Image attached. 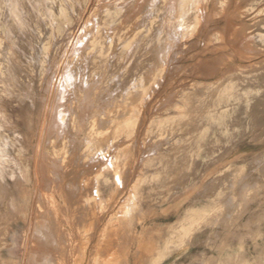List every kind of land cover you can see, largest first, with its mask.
Instances as JSON below:
<instances>
[{
	"label": "rangeland",
	"instance_id": "obj_1",
	"mask_svg": "<svg viewBox=\"0 0 264 264\" xmlns=\"http://www.w3.org/2000/svg\"><path fill=\"white\" fill-rule=\"evenodd\" d=\"M97 1L87 0L85 21L73 23L72 32L53 44L58 50L85 31L75 54L82 58L79 70L65 75L66 85L59 92L50 126L49 150L37 169L38 194L57 200L51 207L39 198L38 205V213L49 209L59 214L60 221L51 225L61 230L57 236L60 239L63 234L65 249H56V263L264 264V158L256 168V164L238 167L231 185L220 199L216 197V177L226 172L229 163L241 164L237 156L224 159L223 153L263 154L264 122L254 124L243 112L238 131L251 128L254 134L250 129L246 134H231L233 138L221 137L226 148L211 151L218 137L213 120L202 116L209 111L218 118L220 99L229 92L242 98L248 91L251 99L264 93V43L257 37L259 32L264 35V0H138L127 18L136 16L133 27L141 31L129 44L117 41L110 59L88 54L99 31L117 27V23L93 20L115 0ZM0 4V14L13 15L0 18L8 33L7 44L1 42L9 52V59L2 56L5 66L0 72V92L8 90L0 93V137L10 136L0 139V231L7 232L12 214L18 210L27 221L32 209L34 132L47 87L37 43L27 32L53 13L55 0H0ZM142 11L145 24L140 21ZM51 21L56 28L63 26L64 19ZM105 42L106 46L111 43L109 35ZM118 59L132 68L116 73ZM92 63L95 70L88 68ZM246 75L260 84L245 86L241 81L227 86ZM112 78L113 84L107 82ZM192 93L196 97L191 101ZM184 126L188 129L181 132ZM183 138L204 140L200 151L204 164L197 169L178 165L186 157L180 149ZM8 182L11 188L6 191ZM193 204L203 206L209 215L201 230L182 238L181 227L188 224L182 219ZM162 255L167 258L161 262Z\"/></svg>",
	"mask_w": 264,
	"mask_h": 264
},
{
	"label": "bare ground",
	"instance_id": "obj_2",
	"mask_svg": "<svg viewBox=\"0 0 264 264\" xmlns=\"http://www.w3.org/2000/svg\"><path fill=\"white\" fill-rule=\"evenodd\" d=\"M86 1L87 0H55V6L53 7V13L52 14H47V18L49 19H43L41 21V23L39 24V26H34L31 32H27L28 33V37H31L32 40L35 41V43H37L35 46H37L36 51L38 54V64L41 67V72L43 74L46 75V79H47V87L45 90V96L42 100V109L40 111V122L39 125L37 124L38 128L36 130V132H34L35 137H37V143L35 146V152H34V157H33V161H34V170H35V180H38V172L37 169L40 167L41 163L44 162L43 161V157L44 155L48 152L49 148H48V137L49 135L52 133L50 126L52 125V117H53V113L55 110V106H56V102H57V98L59 95V92L62 88L63 85L65 84V75L66 73L72 71V72H76L78 69L77 65L81 64L80 60L82 58H76L75 54L76 51L78 49L81 48L82 43H78V40L82 38L83 33H85V31H82L78 34L73 35V37L71 38V41L67 44V46L64 47H60L58 50H55L53 48V44H54V39H58L62 36H64L65 34H67L68 32H72V26L73 23L76 22H80L83 21L84 15L86 12L85 9L86 8ZM99 1V0H98ZM97 1V2H98ZM113 1V0H112ZM138 0H115L113 2H111L109 5V8L105 9L102 11L101 17H97L94 16L95 22L99 21L101 23H107V25H112L114 23H117V27L116 28H111L112 30H107L105 32L103 31H99L98 35L93 37V41H92V45L91 47L88 49V54L89 55H93V54H97L100 56H107L108 59H110L112 55H110V53L113 51L114 49V44H117V41L119 43H122L123 41H125V44H129L131 43L130 40H133V38L138 36V32L137 31H141V29L139 30H135L133 25L136 22V16L135 18H133L132 20H128L127 16L129 14V12L133 9V7H135L136 2ZM182 1V0H181ZM254 1V0H253ZM260 0H256L255 2L258 3ZM5 2V1H4ZM7 2V1H6ZM105 2V1H104ZM99 3L101 4V0L99 1ZM107 4V2H106ZM142 6L144 4V1H142ZM253 4V2H252ZM88 5V4H87ZM99 5V4H98ZM97 5V6H98ZM103 5V3H102ZM101 5V6H102ZM146 5V4H145ZM1 8L2 5L0 4ZM3 6H8L11 7V4H4ZM104 6V5H103ZM102 6V7H103ZM144 7V6H143ZM100 8V6H99ZM105 8V7H104ZM3 10V8H2ZM1 10V11H2ZM8 10V9H7ZM101 10V9H100ZM157 10H161V9H157ZM164 10V9H163ZM169 10V9H168ZM3 12V11H2ZM144 11H142V13H139L140 15V21L145 24V19L143 18V16H141ZM160 12V11H158ZM168 12V11H167ZM200 12V11H199ZM5 13V12H4ZM93 14V13H92ZM97 14V12H96ZM158 14V13H157ZM156 14V16H157ZM100 15V14H98ZM93 16V15H92ZM133 17L132 12L131 15H129V17ZM160 16V14H159ZM5 18V17H13L12 13H6L5 15L0 14V18ZM130 17V18H131ZM166 17V15L164 16ZM64 19L63 22V26L61 27H53V22L51 21L52 19ZM129 18V19H130ZM162 18V17H161ZM178 18V17H177ZM87 19V18H86ZM170 19V17H169ZM181 19V18H180ZM10 20V19H9ZM88 20V19H87ZM6 20H3V22ZM85 21V20H84ZM156 21V20H155ZM165 21V20H164ZM181 21V20H180ZM7 22V21H6ZM6 22H4L6 24ZM138 22V21H137ZM173 22V21H172ZM177 22V21H176ZM85 23V22H84ZM167 23V22H166ZM182 23V22H181ZM13 24V23H12ZM81 24V23H80ZM132 24V25H131ZM174 25V23H172ZM171 24V25H172ZM179 24V23H178ZM9 25V24H6ZM5 25V26H6ZM139 25V24H138ZM11 27V25H9ZM8 26V27H9ZM142 26V25H141ZM176 26L178 27V25L176 24ZM7 27V26H6ZM145 27V25H144ZM143 27V28H144ZM171 27V26H170ZM14 28V26H13ZM169 29V28H168ZM167 29V30H168ZM97 30V29H96ZM105 30V29H104ZM258 30V29H257ZM256 30V31H257ZM9 31V30H8ZM13 31V30H12ZM11 32V31H9ZM96 32V31H95ZM119 32V34L117 35V33ZM169 32V31H168ZM88 33V32H87ZM86 33V34H87ZM147 33V32H146ZM190 33V32H189ZM7 34L3 27L0 25V72H2V66L4 65L3 61L1 59L2 56L6 55V60L9 59V57H7V55L9 54L7 47L4 46L3 42L5 43V38L7 37ZM253 34V32H252ZM109 35L111 38V43L109 44V46H106L107 42H105L106 36ZM191 35V34H190ZM14 36V35H13ZM17 36V35H16ZM168 36V35H167ZM187 36V35H186ZM84 37L87 39V36L84 35ZM257 37L259 40H261L262 43H264V41H262L264 39V35L262 34V32L257 33ZM89 38V37H88ZM174 38V37H173ZM85 40V39H84ZM108 40V39H107ZM257 40V39H256ZM83 41V40H82ZM81 42V41H80ZM259 42V41H258ZM259 42V43H261ZM1 43L3 45H1ZM33 43V42H32ZM7 44V42L5 43ZM9 44V43H8ZM24 44V42H23ZM11 45V43H10ZM108 45V44H107ZM13 46V45H12ZM11 46V47H12ZM25 46V45H24ZM27 46V45H26ZM25 46V48H26ZM9 47V46H8ZM31 47V46H30ZM34 47V46H33ZM160 47V45H159ZM29 47H27L28 49ZM173 48V47H172ZM14 49V48H13ZM12 49V50H13ZM34 49V48H33ZM155 49V48H154ZM153 49V50H154ZM160 49V48H159ZM158 49V50H159ZM162 49V48H161ZM160 49V50H161ZM11 50V49H10ZM127 50V49H125ZM150 50V49H149ZM164 50V49H163ZM15 51V50H13ZM173 51V50H172ZM86 52V51H85ZM161 52V51H159ZM16 53V51H15ZM162 53V52H161ZM82 54V53H81ZM80 54V55H81ZM34 55H35V51H34ZM83 56V54H82ZM18 57V56H17ZM55 57V58H54ZM167 57V56H166ZM35 58V56H34ZM37 58V57H36ZM5 59V58H4ZM15 59V58H14ZM20 59V58H19ZM89 60L95 61L97 60V57H90ZM88 60V61H89ZM3 63H2V62ZM17 61V59L15 60ZM117 64L115 67V71L117 73V71H121V72H126V70H129L130 68H132V66H125L123 59H118L117 60ZM166 61V60H165ZM9 62V61H7ZM12 62V61H11ZM21 63V61H18ZM16 62V63H18ZM35 62V61H34ZM6 64V63H5ZM89 64V63H88ZM112 64V63H111ZM10 65V64H9ZM8 65V66H9ZM18 65V64H16ZM5 66V65H4ZM25 66V64L23 65ZM75 66V67H74ZM81 66V65H80ZM18 67V66H16ZM22 67V63L21 66ZM29 68V66H27ZM27 67H25L26 69H28ZM83 67V66H82ZM7 68V67H6ZM24 69V67H22ZM81 68V67H79ZM89 70L90 68L92 70L96 69V65L95 63L91 64V67H88ZM87 68V69H88ZM139 68V67H137ZM10 69H11V65H10ZM21 68H19L20 70ZM111 69V68H109ZM12 70V69H11ZM22 70V69H21ZM28 71V70H27ZM33 71V72H32ZM31 72L34 73V70H32ZM98 71V70H97ZM114 71V70H113ZM6 72V71H4ZM83 72V71H82ZM89 73V71H88ZM114 73V72H113ZM1 74V73H0ZM5 74V73H4ZM74 74V73H73ZM154 74V73H153ZM116 75V74H115ZM239 75V74H238ZM242 75V74H241ZM6 76V75H5ZM91 76V75H90ZM96 76V75H95ZM82 78V77H81ZM5 79V77H4ZM14 79V78H13ZM78 79H80V77H78ZM7 80V79H6ZM4 80V81H6ZM16 80V79H15ZM3 81V80H2ZM8 81V80H7ZM13 81V80H11ZM94 81V80H93ZM142 81V80H141ZM243 82L245 83V86L250 85L251 86H257L258 84H260V80L257 82V80L251 81L248 80L247 75L246 76H238L234 79L231 80L230 84L227 85L228 87H235L239 85V82ZM46 82V81H45ZM92 82V81H91ZM90 82V83H91ZM107 82L113 84L115 82V80H113V78L111 80H108ZM13 83V82H12ZM18 83V82H17ZM20 83V82H19ZM250 83V84H249ZM5 84V83H3ZM88 84V83H87ZM247 84V85H246ZM74 85L77 86V84L75 83ZM7 86V84H6ZM15 86V85H14ZM26 89L28 88L27 86H29V84H25ZM212 86V85H210ZM262 87L264 86V84L261 85ZM2 87V85H1ZM8 87V86H7ZM13 88V87H11ZM11 88H9L11 90ZM18 89V88H17ZM16 89V90H17ZM82 89V88H81ZM9 90V93H11V91ZM3 91V90H2ZM1 91V92H2ZM5 91V90H4ZM3 93H5L6 91L8 92L7 88L6 91ZM62 91V90H61ZM80 91L79 89H77V92ZM0 92V93H1ZM13 92V91H12ZM260 93H262V91H259ZM7 94V93H6ZM5 94V95H6ZM15 94V92H14ZM4 95V94H3ZM10 95V94H8ZM12 95V94H11ZM20 95V94H19ZM18 95V96H19ZM190 95V94H189ZM13 96V95H12ZM11 96V97H12ZM251 94L248 91H245L243 94V97L241 98H237L235 97L233 94H231L230 92L227 93V95L220 99V104H221V108H220V113H219V117L216 118L215 115L213 113L205 112V114H203L202 116L205 118L206 117H210L213 120V131L215 132L217 138V142L214 143L212 150L211 151H215L216 149H224L226 148L227 144H226V139H221V137H229V138H233L230 137L231 134H235V133H240L241 134H246L250 129H246L243 131H238L239 129V125L242 124V120L241 117H243V112L246 113L247 116H251L250 118L252 120H254V124H257L258 122H264V93L263 94H258V95H253L256 96L255 98L251 99L250 98ZM7 97V96H6ZM10 97V96H9ZM196 96L193 95V93L190 95V100L192 101ZM1 98V96H0ZM15 98V97H14ZM12 100V99H11ZM14 100V99H13ZM71 100V99H70ZM222 102V103H221ZM238 107L237 110H233V108ZM37 112V111H35ZM58 112V111H57ZM37 114V113H36ZM27 117V116H26ZM32 117V115L30 116ZM199 117V116H198ZM200 118V117H199ZM27 119V118H25ZM33 119V117H32ZM29 120V119H28ZM201 120V118H200ZM69 122V121H68ZM253 122V121H252ZM251 122V123H252ZM66 124V122H65ZM72 124V122H71ZM187 124V123H185ZM184 124V125H185ZM73 125V124H72ZM71 125V126H72ZM66 126V125H65ZM188 127V126H187ZM186 126H184L183 128L180 129V131H186L188 128ZM69 128L70 124H69ZM36 129V128H35ZM73 129V128H72ZM71 129V131H72ZM162 131V130H160ZM178 131V129H177ZM205 128L204 126H202L199 129V132H204ZM252 134H254V129H251ZM1 132V131H0ZM176 132V130H175ZM3 133V132H2ZM185 134V133H184ZM3 135V134H2ZM1 135V137H2ZM5 135V134H4ZM3 135V137H5ZM21 135V134H20ZM24 135V134H22ZM26 135V134H25ZM24 135V137H25ZM236 135V134H235ZM7 137H10L9 135ZM14 137V136H13ZM32 137V136H31ZM185 137V136H182ZM213 138V137H212ZM239 138V137H238ZM241 138V137H240ZM185 139V138H183ZM201 141L199 143L195 142V141H189V140H184V145L182 147H180V149L184 150L186 157L184 159H180V164H178L179 166H183V168L185 170H189V169H197V167H200L204 161V158H202L200 156V151L204 146L203 143V138H200ZM199 139V140H200ZM180 140V139H179ZM231 140V139H228ZM176 141V140H175ZM30 143V141H29ZM177 143V142H176ZM213 143V142H212ZM31 145V144H30ZM34 145V144H33ZM178 145V144H177ZM29 146V145H28ZM212 146V145H211ZM26 147V146H25ZM175 148V147H174ZM177 148V147H176ZM209 148V147H208ZM32 149V148H31ZM172 149V148H171ZM173 151V150H172ZM243 152L240 151L237 154H233L231 155V153L229 152H225L223 153V157L225 158H229L230 156H237L239 160H241V164L237 165L235 163H229L224 170L226 172H224L223 174H220L216 177V197H218V199H220V197H222V192L225 191V188H228L231 184V181L233 180L234 174L235 172H237L238 167L239 168H249L252 167L254 168V165L256 164L255 168L257 167V162L260 161V158H264V153H260V154H254L253 156L249 155L247 157L242 155ZM177 155V153H176ZM32 160V159H31ZM230 160V158H229ZM4 163V162H3ZM179 163V162H178ZM165 164V163H164ZM204 164V163H203ZM6 165V163H5ZM8 165V164H7ZM208 165V164H207ZM19 166V165H18ZM176 168V167H175ZM163 169V168H162ZM183 169V170H184ZM184 170V171H185ZM183 171V172H184ZM188 172V171H186ZM176 173V172H175ZM191 173V172H190ZM221 173V172H220ZM164 174V173H163ZM186 175V174H184ZM183 175V176H184ZM147 176V175H146ZM186 177V176H185ZM188 177V175H187ZM145 178V177H144ZM181 178V177H180ZM184 179V178H183ZM187 179V178H186ZM185 179V185L188 183V181H186ZM214 180V179H213ZM182 181V180H181ZM180 181V183H181ZM177 182V181H176ZM184 183V182H183ZM182 183V184H183ZM179 184V183H178ZM182 184H179L182 186ZM212 185V184H210ZM176 186V185H175ZM213 186V185H212ZM206 188V187H205ZM211 188V187H210ZM225 189V190H224ZM211 190V189H210ZM204 191V190H203ZM33 193V192H32ZM37 195L38 192H37ZM39 198L41 199H46L48 201L49 206L51 207H55L54 202H57V200L53 201V199H55L52 195L51 196H42L39 195ZM217 199V200H218ZM216 200V202H217ZM219 201V200H218ZM130 205V204H129ZM201 206V205H200ZM200 206H196L193 204L192 207H190L188 210L185 211V218H183L182 220L186 221L188 224L184 225L181 227L182 231H184L182 233V238H189L192 237L195 231H199L204 227L203 222L206 220L207 216L209 215V211L203 208H200ZM209 206V205H207ZM208 209V208H207ZM213 210V209H212ZM232 210V209H231ZM227 213V212H226ZM234 213V212H233ZM227 215V214H225ZM234 215V214H233ZM183 216V217H184ZM172 226V225H171ZM170 226V227H171ZM174 228V225L171 227ZM28 237V236H27ZM185 240V239H184ZM26 244V243H25ZM185 244V241L183 242L182 246ZM181 246V248H182ZM167 258V255H162L159 257V261H164Z\"/></svg>",
	"mask_w": 264,
	"mask_h": 264
},
{
	"label": "crops",
	"instance_id": "obj_3",
	"mask_svg": "<svg viewBox=\"0 0 264 264\" xmlns=\"http://www.w3.org/2000/svg\"><path fill=\"white\" fill-rule=\"evenodd\" d=\"M6 138L0 137L4 140ZM34 173L33 168L32 188L35 190V197L33 196L32 209L27 216V221L25 215L17 210L16 214L10 216L12 220L8 221L10 229L7 232L0 231V264H57V258L54 255L56 249H60L61 252L65 249L63 234L60 239L57 236V231L60 233L61 230L56 231L51 225V222L60 221L57 219L59 214L53 209V211L48 209L45 213H38L40 199L37 189L39 187ZM16 183L17 186L19 183L21 187L23 185V182L18 180ZM8 184L9 182L4 187L6 191L11 188Z\"/></svg>",
	"mask_w": 264,
	"mask_h": 264
}]
</instances>
